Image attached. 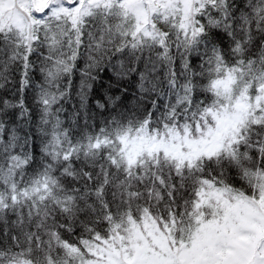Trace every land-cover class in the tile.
I'll return each instance as SVG.
<instances>
[{
	"label": "snow or ice",
	"instance_id": "1",
	"mask_svg": "<svg viewBox=\"0 0 264 264\" xmlns=\"http://www.w3.org/2000/svg\"><path fill=\"white\" fill-rule=\"evenodd\" d=\"M0 264H264V0H0Z\"/></svg>",
	"mask_w": 264,
	"mask_h": 264
}]
</instances>
